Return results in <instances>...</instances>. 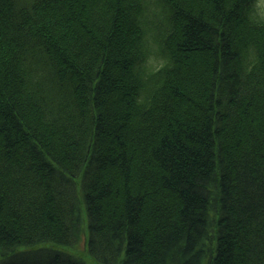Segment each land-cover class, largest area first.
Returning <instances> with one entry per match:
<instances>
[{
	"label": "trees",
	"instance_id": "16d2710c",
	"mask_svg": "<svg viewBox=\"0 0 264 264\" xmlns=\"http://www.w3.org/2000/svg\"><path fill=\"white\" fill-rule=\"evenodd\" d=\"M264 264L254 0H0V264Z\"/></svg>",
	"mask_w": 264,
	"mask_h": 264
},
{
	"label": "rangeland",
	"instance_id": "374dc122",
	"mask_svg": "<svg viewBox=\"0 0 264 264\" xmlns=\"http://www.w3.org/2000/svg\"><path fill=\"white\" fill-rule=\"evenodd\" d=\"M254 10L258 17H264V0H254ZM69 251L80 254L88 264H100L94 257L86 251V239L83 237L74 248H69Z\"/></svg>",
	"mask_w": 264,
	"mask_h": 264
}]
</instances>
